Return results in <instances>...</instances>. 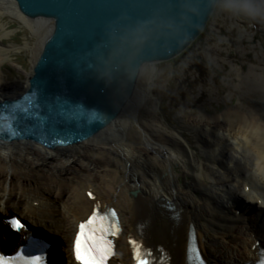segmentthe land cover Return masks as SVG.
Segmentation results:
<instances>
[{"label":"bare ground","instance_id":"6f19581e","mask_svg":"<svg viewBox=\"0 0 264 264\" xmlns=\"http://www.w3.org/2000/svg\"><path fill=\"white\" fill-rule=\"evenodd\" d=\"M4 12L16 16L36 40H26L24 46L0 40V65L15 47L28 49L31 59L25 79L3 85L0 78V103L29 89L33 65L52 26V20L22 14L14 0H0V17ZM0 32V38L9 33L2 22ZM153 70L154 64L147 66L149 76ZM144 76L124 110L91 139L50 150L27 139H0V221L14 212L32 227L47 226L45 235L55 238L61 264H77L71 237L78 221L91 212L93 198L86 193L91 190L95 200L117 208L121 230L110 264L132 263L134 234L156 264H187L191 237L206 264L253 261L257 248L252 245L256 240L264 244V114L226 108L188 116L182 126L202 129L206 142L217 139L207 146L204 159H196L180 131L135 116L148 93ZM221 140L225 147L220 152L228 153L225 162L216 153ZM233 201L246 209L259 205L236 214L229 205ZM0 225L4 236L7 228ZM22 234L27 232L16 235L17 241Z\"/></svg>","mask_w":264,"mask_h":264},{"label":"water","instance_id":"95a60500","mask_svg":"<svg viewBox=\"0 0 264 264\" xmlns=\"http://www.w3.org/2000/svg\"><path fill=\"white\" fill-rule=\"evenodd\" d=\"M218 1L14 0L52 26L29 89L0 103V139L46 150L91 139L124 110L148 65L202 33Z\"/></svg>","mask_w":264,"mask_h":264},{"label":"rangeland","instance_id":"374dc122","mask_svg":"<svg viewBox=\"0 0 264 264\" xmlns=\"http://www.w3.org/2000/svg\"><path fill=\"white\" fill-rule=\"evenodd\" d=\"M0 22L9 30L0 38L4 45L36 40L13 14L4 12ZM154 66L150 76L144 74L148 93L135 116L152 118L167 131L177 129L196 159H204L207 146L217 139L206 142L202 129L181 125L184 119L226 108L264 114V0H219L202 33L178 56ZM30 67V51L12 48L0 65L2 84L25 79ZM133 128L140 136L139 128ZM224 147L222 142L216 153L225 162L228 153L220 152Z\"/></svg>","mask_w":264,"mask_h":264},{"label":"snow or ice","instance_id":"6c2138e0","mask_svg":"<svg viewBox=\"0 0 264 264\" xmlns=\"http://www.w3.org/2000/svg\"><path fill=\"white\" fill-rule=\"evenodd\" d=\"M96 220L97 213L94 212L93 216H91L85 223L79 225V232L77 233L74 242L75 259L79 264H105L108 256L111 254V242L105 237L108 234H115V231L111 225L108 227L101 225L99 229H96L93 227ZM8 223L16 230H19L22 227L20 221L14 217L11 218ZM115 228L118 229V223ZM97 231H99L101 235H96L95 233ZM132 243L135 249L137 264H151V261L146 258L150 256L151 253L142 251V245L137 248L135 241ZM190 251H192V249H190ZM18 262H22V264H44V258L40 255L24 257L19 252L10 258L0 256V264H18Z\"/></svg>","mask_w":264,"mask_h":264}]
</instances>
